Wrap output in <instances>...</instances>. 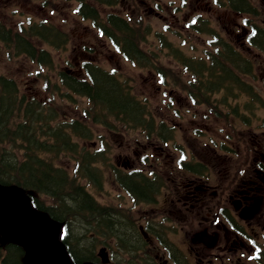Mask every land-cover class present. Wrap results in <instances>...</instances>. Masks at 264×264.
Wrapping results in <instances>:
<instances>
[{
  "label": "trees",
  "instance_id": "1",
  "mask_svg": "<svg viewBox=\"0 0 264 264\" xmlns=\"http://www.w3.org/2000/svg\"><path fill=\"white\" fill-rule=\"evenodd\" d=\"M19 1L23 6L36 8L37 12L41 8L56 6L52 0ZM33 1L40 3L36 6ZM77 1L79 16L91 20L98 32L110 38L123 56L141 67L155 66L154 55L146 52L141 45L151 36V31L149 27L147 32L144 31L140 18L126 19L116 12L103 15L102 7H113L117 0ZM224 5L239 13L258 15L249 0H224ZM189 28L210 35L205 58L187 55L168 40L164 47L167 54L191 75L190 83L182 89H190L189 96L195 100L194 103L208 105L211 113L215 114L217 103H225L223 99L228 96L239 97L246 93L255 98L256 103H262L260 92L243 80L254 76L252 59L223 37L207 18L198 17L196 23L189 24ZM164 38L160 36L161 40ZM37 41L60 48L68 42V33L30 15L27 16V23L20 22L12 27L0 17V49L6 50L9 58L25 55L32 61L50 66L52 58L49 52L39 47ZM248 42L264 52V28L254 26ZM84 69L86 76H75L65 70L60 71L58 76L60 84L68 92L88 97L90 105L96 108L92 113L94 121L108 125L107 118L112 116L122 123L147 129L149 133L156 130L160 137L167 136L169 130L165 123L160 122L158 128L155 127L147 103L134 95L132 87L121 81L115 72L106 71L91 62L84 63ZM253 79L256 81L257 77ZM233 89L240 92L236 93ZM221 91L224 97L217 101L215 98ZM249 104L246 105L248 111L251 110ZM55 105L54 102L28 99L21 93L15 79L0 75V183L22 187L31 196L34 208L47 211L51 218L62 224V241L74 263L104 264L96 255L95 240L105 236L106 231L113 230L122 233L119 234L121 241L131 244L136 228L127 220H122L120 214H109V210L97 203L80 183L81 178L97 180L94 164L98 158H104L101 157L104 150L96 153L78 150L67 130L77 129L75 132L82 137H89L91 133L80 129L77 121L53 125L56 121ZM238 107L232 108L237 115L241 114ZM216 116L219 117V114ZM60 152L70 153L78 159L72 171L55 164L53 159ZM137 178L136 175L124 176L120 178V183L140 198L149 199L151 191L156 193L149 177L144 181H136ZM24 260L25 250L21 245L0 240V264H25ZM260 261L264 264V250Z\"/></svg>",
  "mask_w": 264,
  "mask_h": 264
},
{
  "label": "rangeland",
  "instance_id": "2",
  "mask_svg": "<svg viewBox=\"0 0 264 264\" xmlns=\"http://www.w3.org/2000/svg\"><path fill=\"white\" fill-rule=\"evenodd\" d=\"M52 1L56 4L55 7L41 8L37 12L36 8L29 5L23 6L19 0H0V17L8 26L9 23H13V26H17L20 22L27 23V16L30 15L37 20H48L49 23L55 24L69 34L68 44L59 50L42 44L49 49L51 54L52 64L50 66L32 61L25 55L9 58L8 52L0 49V75L15 79L20 86L21 93L29 99L34 97L41 102H54L56 104L54 112L59 118L71 119L74 116L81 125L88 126V130L92 132L91 137L89 139L76 138L78 148L82 149V152L96 153L105 150L106 145L110 148L108 155L102 158L104 161L98 158L94 164L96 169V165L101 169L100 173L98 169L96 172L102 177V188L97 190L86 178L80 180V183L99 202L112 204L116 210H121L120 207H127L132 210L137 223L143 222L141 216L144 211L148 210L147 205L137 204L125 191L120 189L115 182L114 168L122 171L140 168L149 175L151 172L159 173L166 181L169 171H172L171 166L174 164L175 167L176 162L173 160L177 161V158L184 157V153H187L185 158L191 162H195V158L210 161L215 151L211 145H214L215 141L219 143V149L222 150L224 145L220 143L226 145L231 142L228 135L232 138L243 137L250 141L261 135L264 130V90L262 88L264 85V53H260L248 44L246 39L248 26L243 21V16L234 15L226 8L216 5L215 0H209V3L206 0H118L117 5L112 8L102 7L103 15L112 11L128 19L140 18L146 32L149 26L151 36L141 45L146 52L154 55L155 66L141 67L125 59L106 38L92 27L90 21L84 20L76 13L74 9L78 2L75 0L66 3L60 0ZM251 1L257 7L259 16L249 17L250 21L264 23V0ZM39 3L33 1L36 6ZM197 16L209 19L212 26L225 38L234 42L237 48L257 62L255 70L257 80L254 81L252 77H246L244 80L260 92L259 97L263 104H257L252 109L254 114L247 120V124L235 116L230 118L234 125L230 124L228 107L223 105L217 106L220 117L212 116L208 105L189 101L190 89H182L190 83L191 76L176 63L172 56L167 54L164 44L168 40L187 55L204 57L205 51L209 50L210 36L189 28V24L196 23ZM160 36H165V38L161 40ZM85 60H91L107 70L116 71L122 80L131 85L134 94L146 100L154 120L164 121L169 131L173 129V139L164 141L156 132L149 136L142 132V129L129 124H119L111 119H109L112 123L110 127L100 124L93 126L92 118L90 120L85 117V110L91 109L88 97L68 92L60 84L58 76L63 70L70 71L73 75L83 76L81 64ZM47 82H49L48 85ZM249 100L250 97L247 95L241 99L243 103ZM230 101L231 105L235 103L234 99ZM241 111L249 115V111H246L244 106ZM231 126H235L233 129L235 134L232 133ZM106 128L110 131H106ZM236 133L240 134L237 136ZM153 142L154 145L149 149V156L145 160L143 145ZM155 146L160 148H155ZM154 155L157 161L153 160ZM53 160L55 164L71 171L78 162L77 158L75 160L68 153L59 154ZM100 248H105L109 256L117 254L118 256L114 257L116 261L120 262L125 258L123 257L125 252L121 249L116 250L117 253L113 252L107 244L100 245L98 250ZM248 264H257V262L253 261Z\"/></svg>",
  "mask_w": 264,
  "mask_h": 264
},
{
  "label": "flooded vegetation",
  "instance_id": "3",
  "mask_svg": "<svg viewBox=\"0 0 264 264\" xmlns=\"http://www.w3.org/2000/svg\"><path fill=\"white\" fill-rule=\"evenodd\" d=\"M244 156L245 152L235 157L217 155L209 167L199 171L173 166L167 188L161 187L155 200H138L148 210L132 235L133 243L121 241L126 253L121 264L254 261L264 247V145L257 144L251 157ZM108 213L113 214L112 210ZM115 234L122 233H111ZM109 248L115 251L116 242ZM108 264L119 262L108 255Z\"/></svg>",
  "mask_w": 264,
  "mask_h": 264
},
{
  "label": "water",
  "instance_id": "4",
  "mask_svg": "<svg viewBox=\"0 0 264 264\" xmlns=\"http://www.w3.org/2000/svg\"><path fill=\"white\" fill-rule=\"evenodd\" d=\"M0 233L26 249V264H72L59 239V224L34 210L23 189L0 184Z\"/></svg>",
  "mask_w": 264,
  "mask_h": 264
}]
</instances>
